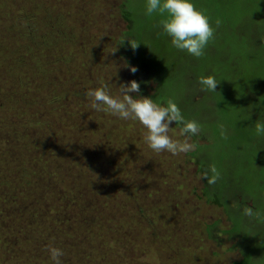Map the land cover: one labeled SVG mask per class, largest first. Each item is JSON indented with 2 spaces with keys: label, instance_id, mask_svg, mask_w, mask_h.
<instances>
[{
  "label": "rangeland",
  "instance_id": "rangeland-1",
  "mask_svg": "<svg viewBox=\"0 0 264 264\" xmlns=\"http://www.w3.org/2000/svg\"><path fill=\"white\" fill-rule=\"evenodd\" d=\"M121 3L0 0V88L21 100L25 113L19 111L20 119L31 122L33 132L40 108L44 117L52 106L42 97L53 94L57 87L53 78L58 79L57 88L83 87L85 93L102 83L116 93L121 84L133 80L127 63L115 52L116 41L126 30ZM96 37L105 39L106 47L100 52L102 57L94 60L99 69L88 59V55H96L88 51L90 40ZM24 39L23 44L35 39L50 48L42 45L34 54L21 47ZM20 55L22 61L16 67L10 58ZM45 59L52 61L53 72L37 67ZM174 72L178 74L180 69ZM165 76L170 83L178 78ZM147 84L149 96L156 84ZM68 99L86 103L79 95ZM68 105L71 109V103ZM85 106L91 110L82 109L87 116L82 129H75L69 162L40 157L32 151L29 138L11 136V126L0 133V264H52L50 244L64 250L62 264L240 261L227 236L222 235L225 241L221 244L207 236V225L219 222L223 231L230 224L221 208L203 198L202 177L190 156L196 148L178 155L156 153L143 142L144 129L138 121L120 120L104 112L101 119L90 103ZM72 112L78 114L75 107ZM226 125L232 126L211 120V126L223 134ZM171 127L170 135L183 140L175 122ZM190 142L196 143L193 137ZM46 217L53 229L18 226ZM21 236L26 239L22 241Z\"/></svg>",
  "mask_w": 264,
  "mask_h": 264
},
{
  "label": "trees",
  "instance_id": "trees-1",
  "mask_svg": "<svg viewBox=\"0 0 264 264\" xmlns=\"http://www.w3.org/2000/svg\"><path fill=\"white\" fill-rule=\"evenodd\" d=\"M195 3L206 10L213 22L216 18L222 20L204 56L196 58L175 49L159 25V15L145 14L146 0H122L120 14L126 30L117 39L115 52L127 66H138L139 70L135 74L131 72V76L137 81L143 80L140 81L143 95H148L147 83L153 82L156 88L149 96L158 100L176 98L184 115L201 123V132L193 136L196 149L190 156L202 177L203 198L208 204L221 208L230 224L228 230L223 231L218 227L219 222L207 225L208 238L221 244L225 241L222 235L227 236V241L233 243L231 249L241 256L234 264H264V221L257 222L255 218L242 214L246 206L264 212V137H257L254 130L255 122L264 120V0H195ZM104 40L96 37L88 45V51L96 54H87L88 59L98 69L94 60L101 58L100 52L106 50ZM130 40L139 44L136 50L132 49ZM25 41L22 40L21 45ZM42 45L50 48L46 42L40 44L35 39L28 40L21 47L25 50L28 47L36 54ZM10 59L17 67L22 56ZM51 64L50 59H45L37 67L51 73L54 71ZM176 68L180 69L178 74L174 72ZM165 73L178 78L170 83ZM209 73L215 74L220 82L214 93L201 91L197 80L198 76ZM179 76H184L185 80ZM57 80L53 78L52 83L60 87L55 84ZM260 80L262 83L258 84ZM57 87H54L53 94L43 97L37 91V95L44 98L45 103L51 102L52 106L48 116L44 117L40 108L34 117V132L30 129L31 122L20 119V112L25 113L20 108L23 105L21 100L0 88V133L4 127L11 126L14 128L11 136L29 138L32 151L40 157L69 162L70 147L76 142L75 129H82L87 116L83 115L82 109L91 110L85 106L91 104V100L86 97L83 87H73L70 91ZM70 95H79L86 99V103L73 102L68 99ZM74 107L78 114L72 112ZM95 114L103 119L102 112L96 111ZM236 116L239 117L234 118ZM213 118L217 123L223 120L232 126L223 127V134L211 126ZM175 126L180 129V125ZM199 141L203 144L200 145ZM212 164L221 172L215 184L203 178V173ZM49 219L34 218L32 222L18 226L27 230L41 226L52 228ZM21 238L22 241L26 239ZM73 255L76 258V254Z\"/></svg>",
  "mask_w": 264,
  "mask_h": 264
},
{
  "label": "clouds",
  "instance_id": "clouds-1",
  "mask_svg": "<svg viewBox=\"0 0 264 264\" xmlns=\"http://www.w3.org/2000/svg\"><path fill=\"white\" fill-rule=\"evenodd\" d=\"M145 14H158L159 25L163 33L170 37L171 45L196 58L205 55V49L209 42L215 39L216 30L222 23L220 18L213 22L206 10L197 6L195 0H146ZM130 44L133 50L139 46L131 40ZM128 67L133 74L139 70L138 66L129 64ZM197 80L200 90L205 93L216 92L220 83L212 73L200 75ZM85 95L91 100V107L98 112L124 121H138L144 129L143 142L156 153L169 152L178 155L189 153L196 148V144L190 142L191 137L201 132L202 125L198 120L186 117L174 97L158 100L143 95L140 82L135 79L121 84L116 93L110 90L107 83H102L89 88ZM174 122L175 125H180L179 134L183 140L170 135ZM254 130L257 137H264V120L258 119ZM220 177L221 172L215 164L210 165L203 173V178L210 184H215ZM242 214L255 218L257 222L264 221V212L253 207H244ZM47 249L52 264H62L64 250L51 244Z\"/></svg>",
  "mask_w": 264,
  "mask_h": 264
}]
</instances>
